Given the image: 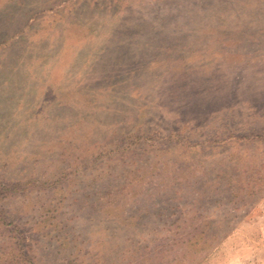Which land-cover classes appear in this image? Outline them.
<instances>
[{"label":"rangeland","instance_id":"1","mask_svg":"<svg viewBox=\"0 0 264 264\" xmlns=\"http://www.w3.org/2000/svg\"><path fill=\"white\" fill-rule=\"evenodd\" d=\"M0 264H264V0H0Z\"/></svg>","mask_w":264,"mask_h":264}]
</instances>
